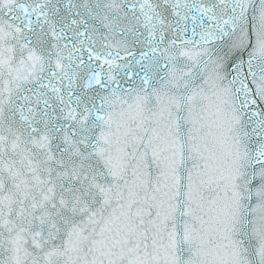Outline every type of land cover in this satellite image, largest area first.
<instances>
[{"label":"snow or ice","instance_id":"obj_1","mask_svg":"<svg viewBox=\"0 0 264 264\" xmlns=\"http://www.w3.org/2000/svg\"><path fill=\"white\" fill-rule=\"evenodd\" d=\"M0 264H264V0H0Z\"/></svg>","mask_w":264,"mask_h":264}]
</instances>
